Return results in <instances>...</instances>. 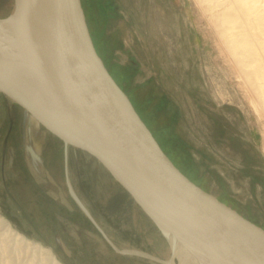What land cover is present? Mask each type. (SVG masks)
<instances>
[{
  "label": "rangeland",
  "instance_id": "obj_1",
  "mask_svg": "<svg viewBox=\"0 0 264 264\" xmlns=\"http://www.w3.org/2000/svg\"><path fill=\"white\" fill-rule=\"evenodd\" d=\"M82 1L100 55L167 154L264 228V0ZM14 11L0 0V19ZM69 180L105 235L68 186L64 144L0 94V215L13 229L62 264H164L117 253L107 238L171 260L167 239L96 159L69 148ZM0 264L45 263L0 231Z\"/></svg>",
  "mask_w": 264,
  "mask_h": 264
},
{
  "label": "water",
  "instance_id": "obj_2",
  "mask_svg": "<svg viewBox=\"0 0 264 264\" xmlns=\"http://www.w3.org/2000/svg\"><path fill=\"white\" fill-rule=\"evenodd\" d=\"M21 13L29 62L0 63V94L64 144L68 186L101 232L72 190L69 148L106 169L167 239L173 256L166 262L126 252L105 236L111 247L175 264L174 240L212 263L264 264V228L196 184L164 151L99 54L83 1L15 0V11L6 19Z\"/></svg>",
  "mask_w": 264,
  "mask_h": 264
},
{
  "label": "bare ground",
  "instance_id": "obj_3",
  "mask_svg": "<svg viewBox=\"0 0 264 264\" xmlns=\"http://www.w3.org/2000/svg\"><path fill=\"white\" fill-rule=\"evenodd\" d=\"M28 62L29 42L25 14L21 13L17 18L12 20H0V63L9 66L14 64L28 65ZM0 231H2V234L10 238L17 249L30 253L34 259L40 258L45 264H62L51 249L26 238L19 231L13 229L11 223L1 215ZM219 243L237 253V251L225 239L219 238ZM172 244L175 256L179 260L178 264H217L216 262L212 263L200 259L191 249L179 241L172 240ZM237 255L243 260V257L240 254Z\"/></svg>",
  "mask_w": 264,
  "mask_h": 264
},
{
  "label": "trees",
  "instance_id": "obj_4",
  "mask_svg": "<svg viewBox=\"0 0 264 264\" xmlns=\"http://www.w3.org/2000/svg\"><path fill=\"white\" fill-rule=\"evenodd\" d=\"M94 39V38H93ZM94 42H95V40H94ZM95 45H96V43H95ZM96 48H97V46H96ZM98 50V49H97ZM98 52H99V50H98ZM100 54V53H99ZM106 64V63H105ZM107 65V64H106ZM108 67V66H107ZM109 69V68H108ZM110 70V69H109ZM111 72V71H110ZM112 74V73H111ZM113 75V74H112ZM113 77L115 78V76L113 75ZM115 80L118 82V84L123 88V86H122V84L119 82V80H117V78H115ZM124 89V88H123ZM126 92V91H125ZM127 93V92H126ZM128 94V93H127ZM129 95V94H128ZM132 99V98H131ZM139 112V111H138ZM139 114H140V112H139ZM141 115V114H140ZM142 117V116H141ZM143 118V117H142ZM144 120V119H143ZM145 121V120H144ZM162 146V145H161ZM162 148H163V146H162ZM164 149V148H163ZM164 151H165V149H164ZM166 152V151H165ZM167 153V152H166ZM170 157V156H169ZM171 158V157H170ZM172 159V158H171ZM172 161L174 162V160L172 159ZM175 163V162H174ZM176 164V163H175ZM176 166H177V164H176ZM178 167V166H177ZM182 171V170H181ZM183 172V171H182Z\"/></svg>",
  "mask_w": 264,
  "mask_h": 264
},
{
  "label": "crops",
  "instance_id": "obj_5",
  "mask_svg": "<svg viewBox=\"0 0 264 264\" xmlns=\"http://www.w3.org/2000/svg\"><path fill=\"white\" fill-rule=\"evenodd\" d=\"M55 255V254H54Z\"/></svg>",
  "mask_w": 264,
  "mask_h": 264
}]
</instances>
